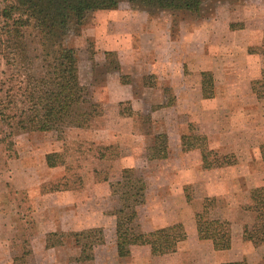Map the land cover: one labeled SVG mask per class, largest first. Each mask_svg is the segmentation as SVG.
<instances>
[{"label":"rangeland","instance_id":"obj_1","mask_svg":"<svg viewBox=\"0 0 264 264\" xmlns=\"http://www.w3.org/2000/svg\"><path fill=\"white\" fill-rule=\"evenodd\" d=\"M202 4L203 15H226L231 12L230 21L228 18H219L221 23L218 21L213 27L216 34L224 35L229 34L230 31H238L240 22L245 20L256 22L259 27L264 26V0H203ZM126 5L127 3L123 1L119 6L125 8ZM106 16L107 13H90L82 25H73L62 38L63 45L76 53L79 82L88 90L90 99L97 105L100 115L92 117L87 127L69 128L61 135L52 131L21 133L7 137V131L0 126V197H3L5 202L0 213V232H4V242L7 243L5 245L13 244L15 249L23 246L15 254L20 264H76L77 257L73 254H76L79 246L73 236L76 232L72 230H76L78 226L88 228L91 225L92 229L102 230L103 239L105 236L108 240L111 237L113 239L114 236L111 231V219L106 218L111 215L112 209L118 207L117 197L111 192L110 187H107V183L94 189L92 171H101L102 175L99 177L106 176L109 183L114 184L121 176L123 164L130 163L137 169H128L134 170L143 180L146 179L150 186L159 178L170 179L172 183L178 179L182 183V180L188 177V172L177 169L179 164L177 160L181 156L180 162L183 165L189 163L196 168V183L188 186L178 185L175 188L168 185L161 186L158 193L171 195L177 203L175 206L184 203L183 198L187 200L185 206L193 205L198 211L203 205V209L198 213L206 209L207 217L210 219L227 216L235 233L238 229V238L242 239V230L243 238H248L247 234L255 215L251 203L247 200L249 191L254 186L251 171L257 175L264 172L263 48L261 54L259 53L260 56L254 61L251 58L244 59L243 64L246 66L244 70L242 68L227 70L224 78L221 74L220 78H223L221 83L224 85L220 88L214 84L215 80L210 73L212 88L209 87V90L207 87L208 92L211 91V97L215 95L220 97L218 101L221 105L226 103L225 106L217 105L210 113L211 116L212 114L219 118L222 116L220 120L212 124L187 122L188 119L178 122L175 120L176 112L171 110L166 113L160 111L153 119L151 117L153 111L150 107L151 96L161 100L162 94L158 90L156 76L148 75L137 82V87H134L140 98L138 111L133 113L131 106L126 104L123 108L130 109V119L122 121L119 120L115 106L110 104L113 102L111 98H116L117 88L113 85L117 83V79L106 72L109 67L115 68L117 60L110 57L107 67L102 61L100 63L99 59V55L103 57L104 48L112 41L107 32L111 26L109 24L114 26V23ZM192 17L194 16L185 15L182 19L191 20ZM178 19L179 16L174 17L175 25ZM133 20L137 22L136 17ZM231 21L233 22L230 23ZM177 31V28H173L171 34L177 35ZM24 33L31 56H38L40 31L27 27ZM138 44L139 49L145 53L148 41L141 40ZM253 63L259 65L252 69ZM7 70L4 61L0 60V80L6 78ZM33 70L36 73L41 70L38 60L34 61ZM127 78L129 77H121L120 82L130 81ZM219 80L217 79L216 82L218 83ZM168 93L165 92V95H169ZM172 98L174 100L175 96L172 95ZM255 98L259 100L258 103L254 101ZM188 110L181 106L184 116H188ZM171 116H173L172 122L162 121L166 117L172 118ZM256 119L262 120L254 122ZM108 134L117 136L115 141L121 148L119 160L116 162L94 158L93 148L108 142ZM164 134L171 139L170 154L172 155L166 156L165 161L159 164L169 162L167 164H172L173 169L170 167L163 170L164 167H160L158 170L152 165L155 163L148 160L147 155L144 156L143 151L154 145L158 135ZM179 150L183 154L177 153ZM199 151H203L205 159L203 164ZM52 153L62 155L54 157V161L58 166L64 164L63 179L59 177L62 174L60 170H52L46 165L45 156ZM206 167L210 168L208 173L215 176L224 170L220 177L228 178L229 182L226 186L210 180L205 184L206 179L202 174ZM248 173L250 174L247 175ZM242 174L246 176L242 177ZM260 184H264V175ZM152 191L156 193L157 188L154 186ZM213 192L218 195H213ZM45 193L49 194L46 200L41 198ZM31 198H35L37 207L36 204L31 203ZM183 213V217L186 218L195 214L192 208H185ZM135 224L136 221L131 227L133 235L136 231ZM47 230H54L47 235V243L52 244L54 249L46 253H34L31 246V258H29L30 251H27L30 245L29 238H37L39 233ZM138 236L145 237V234ZM99 237L97 235V239ZM31 242H34L33 239ZM93 249L99 258L94 264H121L113 262L118 260L113 248L108 246L102 249L99 244ZM11 253L14 254L12 250ZM141 258L147 259V264H151L148 262L150 257L141 256ZM156 264L163 263L156 262Z\"/></svg>","mask_w":264,"mask_h":264},{"label":"crops","instance_id":"obj_2","mask_svg":"<svg viewBox=\"0 0 264 264\" xmlns=\"http://www.w3.org/2000/svg\"><path fill=\"white\" fill-rule=\"evenodd\" d=\"M132 8L133 7L127 4L125 8L119 6V8L115 10L93 12L107 13L106 17L114 23V26L109 24L111 26H109V31L107 32L109 39H112V41L104 48L103 57H100L99 55V59L100 63L102 61V64L107 65V67L109 65L110 57L117 60V70H106V72L108 75H114L113 77L117 79V83L113 85L117 88V92L115 93L116 98L112 97L111 99L113 102H110V104L115 106L119 120L127 121V119H130L128 114H123L121 116L120 104H123L122 107L129 104L133 113L138 111L137 105L140 98L134 87H137V82L148 75L156 76L158 80V90L162 94L161 100H156L155 96H151L152 102L150 107L153 111L151 113V117H153V119L155 118L156 113L160 111L166 113V111L171 110L172 112H176L175 120H178V122L188 119L187 122L212 124L220 120L222 116L219 118L214 114H212V116L210 114L213 110H215L217 105H221L218 101L220 97L215 95V97L205 98L203 96L201 73H211L213 75V79L215 80L214 84L218 85V88H220L221 85H224L221 83V80L224 78L227 70H241V68L244 70L246 67L244 66L245 64H243L245 58H251V60L254 61L257 56H260L259 53L263 48L262 45L264 41V26L259 27L260 25L256 22L252 23L251 21L245 20L244 22H240V29L238 31H230L229 34L223 35L214 33L213 27L217 25L218 21L221 23L219 18H228V21H230L231 12H228L226 15L208 14L207 16L202 14L201 6L197 17V15L187 12L173 13L168 10L148 11ZM185 15L194 17H192L191 20L182 19ZM176 16H179L177 25L173 22V19ZM135 17L137 22L133 20ZM232 22L233 21L230 23ZM234 22H236V20H234ZM173 28H177V35L171 34V29ZM141 40L148 41L147 51L145 53L139 49L138 43H140ZM108 53L113 54L107 57ZM241 61L243 62L240 63ZM256 65L259 64L253 63L251 68L254 69ZM221 74L223 75V78H220ZM121 77H129L127 79L130 81L126 83L120 82ZM217 79H220L218 83L216 82ZM165 92H169L168 94L171 96L167 94L165 95ZM172 95L175 96L174 100ZM254 101L256 103L259 102L257 98H255ZM225 105L226 103L221 106ZM159 106L162 107L160 108ZM181 106L189 109V117L183 115L181 112ZM171 117L172 118L166 117L162 121L172 122L173 116ZM261 120L262 119H256L254 122H259ZM164 135L167 139L166 146L169 147L166 148V156L170 157L172 155V153L170 154L171 139H169L170 137L167 134ZM205 135L210 137L207 133H205ZM123 137L125 138V135ZM108 139V142L102 143L103 146H118L119 149H121L115 141L117 140V136L108 134ZM121 139L122 138H120V140ZM177 141L181 144L180 139ZM148 148L145 149V152L143 151L144 156L147 155ZM177 153L181 154L182 151L179 150ZM198 154L200 156V160L202 161L201 163L203 164L205 161L203 158V151H199ZM175 155L177 156L176 153ZM147 159L155 163L152 165L153 167H157L158 170L160 167H164L163 170H167L170 167L173 169L172 164H167L169 162L159 164L160 162L165 161L164 158L152 160L149 158ZM181 159L182 156L177 160V162H179V164H177V169L182 171L186 170L188 172V177L186 180H182V183L179 182L178 179L172 183V180L170 179L159 178L157 182L154 180V183L150 186L146 179H142L145 183L144 202L136 208L137 217L135 219V227L138 234L136 231H134L135 235L131 234L133 237L137 238V243L129 247V255L124 258H120L117 255L115 242V217L111 213V215H108L106 219H111V231L114 236L113 239L111 237L109 240L105 236L103 240L104 244H100L101 248L106 249L108 246L113 248L116 256L118 257V260H114L113 262L121 264H147V259L144 258L146 256L150 257L148 262H151V264H156V262L163 264H226L235 262H245L246 264H264V243L253 245L248 238H243V230L241 232L242 239L240 240L238 238V229L235 233L233 227H231V247L228 250L215 251L210 241H201L197 236L195 214H198V212L203 209V205L198 211L193 208V205L190 207L185 206L187 204V200L183 198L184 203L175 206L177 203L173 200L171 195L165 196L158 193L161 186L168 185L175 188L178 185L184 186V184H187L188 186L196 183V168L193 164L189 163L183 165L180 162ZM117 160L119 159L112 161L116 162ZM128 168L137 169V167L133 164H123V169ZM53 169H58L62 172L59 176L60 178L63 179V177H65V167L63 165L52 167V170ZM208 169L210 170V168L206 167L202 174L203 178L206 179L205 184H207L208 180H210L217 181L219 185L226 186L229 182L228 178L220 177L224 170H222L218 176H215V174L213 175L212 173H208L210 172ZM93 172L94 171L91 173V179L93 180L94 189H98L106 183L107 187H110L109 180L107 182L95 181ZM249 174L250 173L247 175ZM251 174L254 177V186L251 187L250 191L254 188L264 186V184H260L263 180L264 172L257 175L255 172L251 171ZM244 176L246 175L242 174V177ZM154 186L157 188L156 193L155 191H152ZM250 191L247 197L249 203H251ZM213 195H218V193L213 192ZM47 197H49V194L47 193L41 195L42 199L46 200ZM0 199V213H2L5 202L3 197H0ZM31 203L36 204V207L38 206L35 198H31ZM60 204L61 202H59V205ZM185 208H192V211L195 214H192L191 217L189 216L188 218L185 216L183 217V210ZM113 210L114 209H112V211ZM217 219L226 220L229 223L231 222L227 216ZM176 224H181L183 226L186 239L177 244L175 252L173 253L153 256L150 245L142 243L141 238L138 239V235L140 234H145V236L148 237L154 231L169 229ZM90 226L91 225H89L88 228L78 226L79 228L72 231L77 233L83 231L84 229H92ZM108 227L110 229V225H108ZM131 227L132 225L130 226V231L133 233ZM51 232H54V230H47L43 233H39L37 238H29L30 245L28 246L29 248H27V251H30L29 258H31V246L34 253H46L47 251L54 249L53 245H50L48 248L46 247L48 242L47 235ZM31 239H33L34 242H31ZM5 244L7 243L4 242V232L1 231L0 264H20L17 262L15 254H17L23 246H18L15 249V245ZM11 250L14 254L11 253ZM93 253L94 256L91 261H79L78 263L75 261V263H96L99 258L96 256L95 252ZM79 255L80 247H78V251L76 254L74 253L73 256L78 258ZM141 256H143L144 259H142Z\"/></svg>","mask_w":264,"mask_h":264},{"label":"trees","instance_id":"obj_3","mask_svg":"<svg viewBox=\"0 0 264 264\" xmlns=\"http://www.w3.org/2000/svg\"><path fill=\"white\" fill-rule=\"evenodd\" d=\"M125 1L133 8L142 10H168L197 15L203 0H0V60L7 67L6 78L0 80V126L12 137L21 133L56 132L61 135L69 128H85L94 116H99L97 105L90 99L88 90L80 84L76 53L65 47L62 38L73 25L80 26L86 17L96 11L115 10ZM33 27L40 31L39 55L31 56L25 41V29ZM264 53V41H263ZM113 53H108L107 57ZM110 59V58H109ZM38 60L41 70H33ZM108 62V61H107ZM108 64V63H107ZM108 68V70H117ZM264 75V72H263ZM202 90L205 98L212 96L211 74L201 73ZM260 83V82H258ZM210 90V89H209ZM120 114L131 113L120 104ZM122 107V108H121ZM127 111V112H126ZM165 135H158L153 146L148 148L149 159L166 157ZM94 158L112 161L120 156L118 146H96ZM56 153L45 156L49 168L56 167ZM61 165H64L61 163ZM106 175V173H103ZM101 171L94 170L97 182ZM116 195L118 207L111 212L115 217L117 255H129V247L137 243L131 235L130 226L137 217L136 208L144 202L145 183L132 169H123L118 181L109 183ZM254 211L253 224L248 239L253 245L264 243V186L250 191ZM207 211L195 214L199 240L210 241L215 251L231 247V224L226 220L210 219ZM165 232L167 234H165ZM97 235L100 237L97 239ZM101 229H89L75 233L80 255L76 261L93 259V248L103 243ZM146 237V236H145ZM138 236L142 243L151 247L153 256L175 252L177 244L186 239L183 226L157 230L148 237ZM97 239V240H95ZM52 245V244H51ZM50 244L47 243L48 248ZM226 264H246L235 262Z\"/></svg>","mask_w":264,"mask_h":264},{"label":"clouds","instance_id":"obj_4","mask_svg":"<svg viewBox=\"0 0 264 264\" xmlns=\"http://www.w3.org/2000/svg\"><path fill=\"white\" fill-rule=\"evenodd\" d=\"M119 8V7H118Z\"/></svg>","mask_w":264,"mask_h":264}]
</instances>
